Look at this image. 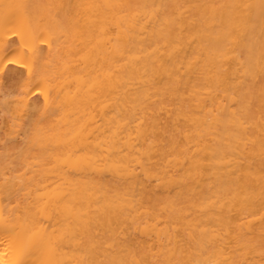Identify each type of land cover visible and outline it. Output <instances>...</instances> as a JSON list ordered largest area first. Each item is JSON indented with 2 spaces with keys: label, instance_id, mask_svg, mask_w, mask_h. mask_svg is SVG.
<instances>
[{
  "label": "bare ground",
  "instance_id": "1",
  "mask_svg": "<svg viewBox=\"0 0 264 264\" xmlns=\"http://www.w3.org/2000/svg\"><path fill=\"white\" fill-rule=\"evenodd\" d=\"M0 264H264V0H0Z\"/></svg>",
  "mask_w": 264,
  "mask_h": 264
},
{
  "label": "rangeland",
  "instance_id": "2",
  "mask_svg": "<svg viewBox=\"0 0 264 264\" xmlns=\"http://www.w3.org/2000/svg\"><path fill=\"white\" fill-rule=\"evenodd\" d=\"M12 99H13V97H12V96H11V97L9 96V97H7V98H6V100H7V101H9V100H12ZM6 100H5V101H6ZM1 114H2V116H3V115L5 116V114H6V111H2V113H1Z\"/></svg>",
  "mask_w": 264,
  "mask_h": 264
}]
</instances>
